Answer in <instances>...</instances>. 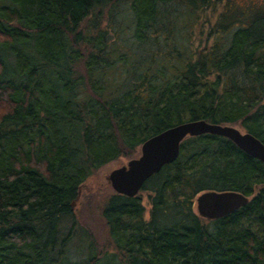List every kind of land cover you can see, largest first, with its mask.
<instances>
[{"label":"trees","instance_id":"1","mask_svg":"<svg viewBox=\"0 0 264 264\" xmlns=\"http://www.w3.org/2000/svg\"><path fill=\"white\" fill-rule=\"evenodd\" d=\"M198 119L264 142V0H0V264H264V162L221 135L108 197L113 250L72 207L101 167ZM207 191L249 202L206 219Z\"/></svg>","mask_w":264,"mask_h":264},{"label":"water","instance_id":"2","mask_svg":"<svg viewBox=\"0 0 264 264\" xmlns=\"http://www.w3.org/2000/svg\"><path fill=\"white\" fill-rule=\"evenodd\" d=\"M205 133L227 137L242 150L264 162V142L254 134L242 132L231 124L210 123L204 119L190 120L147 139L141 146L139 157L109 174L111 186L119 194L136 196L149 178L159 173L165 165L177 160L181 144L186 138ZM79 197L73 201V208ZM248 202L249 197L241 192L207 191L197 197L195 206L200 216L213 220L237 211Z\"/></svg>","mask_w":264,"mask_h":264},{"label":"rangeland","instance_id":"3","mask_svg":"<svg viewBox=\"0 0 264 264\" xmlns=\"http://www.w3.org/2000/svg\"><path fill=\"white\" fill-rule=\"evenodd\" d=\"M233 125V124H231ZM242 132H245L243 127L234 124ZM141 148L136 153L129 157L119 158L105 166L101 167L87 182L81 190L80 197L74 207L80 222L85 225L90 232L95 236L100 248L104 251L113 250L114 247L109 237L108 227L102 216V209L107 202L108 197L115 192L108 179L109 174L116 168L126 165L131 159L139 157ZM144 203L147 204V197L144 194ZM195 211L197 212L196 208ZM80 236L72 243L71 251L79 258L84 254L87 248L89 237L79 234ZM83 236V237H82ZM87 237V238H86Z\"/></svg>","mask_w":264,"mask_h":264}]
</instances>
